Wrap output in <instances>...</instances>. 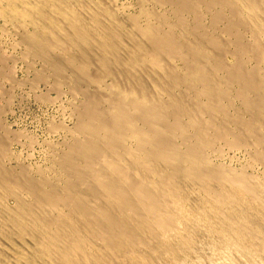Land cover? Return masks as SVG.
I'll list each match as a JSON object with an SVG mask.
<instances>
[{"label":"bare ground","instance_id":"6f19581e","mask_svg":"<svg viewBox=\"0 0 264 264\" xmlns=\"http://www.w3.org/2000/svg\"><path fill=\"white\" fill-rule=\"evenodd\" d=\"M111 2L0 0L26 57L97 90L55 176L0 140V264H264V0Z\"/></svg>","mask_w":264,"mask_h":264},{"label":"rangeland","instance_id":"374dc122","mask_svg":"<svg viewBox=\"0 0 264 264\" xmlns=\"http://www.w3.org/2000/svg\"><path fill=\"white\" fill-rule=\"evenodd\" d=\"M99 1L103 3L112 1L111 3L113 4V8L117 10L120 16L122 15V18L130 15H136L139 11V6L136 0H131V3L129 0ZM126 4L129 5V8ZM0 6V9H2L3 6ZM151 7H153L152 4ZM124 13L125 15H123ZM15 28V23L8 21L6 17L0 16V53H2V55H0V57L2 56L0 59H2L3 56H5L6 59H2V67L0 64V69L6 65L4 70H1L5 72V75L3 76H9V72L11 73L10 79L5 77L0 79V140H3V143L11 146H7V148L8 150L11 148L12 150H10V152L16 156L15 157L12 155V161H6L4 164L2 163V166L4 165V167L6 166L5 168L8 167L7 169H13L12 171H16L19 170L20 166L25 167L27 165L30 166L27 167V169L31 170L32 175H35L37 171L41 170V168H43L44 171L51 170L50 173L54 175L53 172L55 171H53V168L51 169L50 167L51 163L54 164V162L51 160H54V155L60 152L58 151V148L62 147L61 149H64L63 146L65 147V145L63 143L67 144L71 140L72 134H68L67 130L72 132L73 128L75 127L74 125L77 123V115L74 111L76 107H78L81 102L85 100V96L81 94L86 92L88 94H94L97 92V90L91 86H89V88L88 86L85 88L86 85H81L79 82V84L75 82V84H77L75 85L69 80H64V78L71 76V72L69 70L68 72L66 70L67 73L65 72V75L67 74L68 76H64L62 79L57 75L52 74L51 70L47 68L46 64H44L45 62L42 61V59H38V57L34 56H30V58L26 57L25 53H27L26 50L28 49L27 44L23 42V31H19L17 28ZM27 31L31 32L32 28L28 27ZM25 57L29 59L27 60ZM36 74H41L37 75V77H42L43 74L42 79L44 78V80L41 81V77L40 79L36 78ZM51 74L55 76L50 77ZM56 77H58V79H56ZM47 78L49 79L48 81L46 80ZM61 80H64L67 83L64 81V83H62ZM74 87H76L79 91H77ZM81 91H83V93H81ZM7 133H9L10 136L9 138L7 137L8 139L13 138L12 141L10 140L11 142L7 140V138H4L8 136ZM12 135L17 136L12 137ZM52 146H54V149ZM222 157L223 158H221L219 162L227 165L231 164V167L236 169L244 168L249 164L248 162L250 160V154L243 149L232 151L226 149ZM16 158L18 159L17 161ZM16 162H20V166L19 164L17 166ZM47 166H49L50 169ZM52 167H54V170H56V166L53 165ZM37 168L39 169L37 170ZM261 168L262 167L259 165H254L249 169V172L261 176ZM11 199L12 198L5 199V204L8 202L6 205L9 204V207L16 204V201ZM2 263L9 264V261H1V264Z\"/></svg>","mask_w":264,"mask_h":264}]
</instances>
